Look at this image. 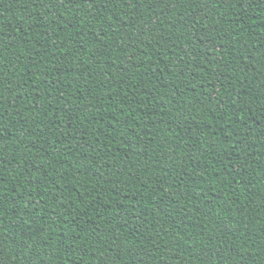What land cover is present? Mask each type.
<instances>
[{"label": "trees", "instance_id": "1", "mask_svg": "<svg viewBox=\"0 0 264 264\" xmlns=\"http://www.w3.org/2000/svg\"><path fill=\"white\" fill-rule=\"evenodd\" d=\"M0 61V264H264V0H0Z\"/></svg>", "mask_w": 264, "mask_h": 264}, {"label": "snow or ice", "instance_id": "2", "mask_svg": "<svg viewBox=\"0 0 264 264\" xmlns=\"http://www.w3.org/2000/svg\"><path fill=\"white\" fill-rule=\"evenodd\" d=\"M151 2V0H150ZM162 11V10H161ZM201 39H203V37H201ZM0 63H2V61H0ZM194 87V86H193ZM3 224V221H0V225ZM3 233L0 232V235H2ZM2 255V254H0ZM33 260L35 261V264H42V257H40L39 255V250H37L35 253H34V256H33ZM33 260H30L29 261V264H33ZM135 264H140V261H136Z\"/></svg>", "mask_w": 264, "mask_h": 264}]
</instances>
